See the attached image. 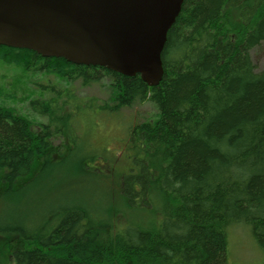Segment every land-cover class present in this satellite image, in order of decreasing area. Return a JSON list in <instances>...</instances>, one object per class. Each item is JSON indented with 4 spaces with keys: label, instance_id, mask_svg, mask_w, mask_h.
Instances as JSON below:
<instances>
[{
    "label": "trees",
    "instance_id": "1",
    "mask_svg": "<svg viewBox=\"0 0 264 264\" xmlns=\"http://www.w3.org/2000/svg\"><path fill=\"white\" fill-rule=\"evenodd\" d=\"M262 43L264 0H185L154 87L140 75L0 46V61L26 73L82 87L106 79L111 89L100 104L79 101L67 88L31 101L32 111L48 118L39 129L0 106V194L9 199L70 169L106 176L95 167L94 150L66 166L80 140L69 119L82 108L113 116L149 101L159 110L154 122L131 127L119 184L123 211L146 220L116 222L112 210L101 216L73 206L57 212L46 232H0L16 240L13 264H228L227 230L239 223L264 250V71L251 59Z\"/></svg>",
    "mask_w": 264,
    "mask_h": 264
},
{
    "label": "rangeland",
    "instance_id": "2",
    "mask_svg": "<svg viewBox=\"0 0 264 264\" xmlns=\"http://www.w3.org/2000/svg\"><path fill=\"white\" fill-rule=\"evenodd\" d=\"M251 59L257 72L264 71V43L251 50ZM65 88L73 91L79 101L96 100L97 104L109 100L111 93L106 79L91 87H82L80 83L70 85L56 76L26 73L21 67L0 61V106L27 118L35 128L46 125L48 118L32 111L30 102L50 99ZM158 116V108L149 101L136 102L113 116L91 115L85 107L75 116H70V122L73 123L74 119L79 128L76 135L80 140L71 145L66 166L94 150L99 154H95V167L106 176L101 177L96 173L94 176H81L70 169L69 172L57 173L53 179L31 191L27 190L25 194L20 192V195L18 193L10 199L0 194V232L4 233L10 228L32 230L40 227H45L46 232L57 223V212L81 205L101 216H107L108 211L111 213L112 210L116 222L146 220L143 213L123 211L119 184L125 166L123 156L127 157L128 153L131 127L138 123L154 122ZM61 141L56 139L55 146L60 145ZM16 198L18 200L14 201ZM227 234L228 264H264V250L252 235L250 226L244 223L233 225L228 228ZM4 237L0 235V264H13L12 252L16 240L7 241Z\"/></svg>",
    "mask_w": 264,
    "mask_h": 264
},
{
    "label": "water",
    "instance_id": "3",
    "mask_svg": "<svg viewBox=\"0 0 264 264\" xmlns=\"http://www.w3.org/2000/svg\"><path fill=\"white\" fill-rule=\"evenodd\" d=\"M185 0H0V46L44 58L140 75L164 76L162 53Z\"/></svg>",
    "mask_w": 264,
    "mask_h": 264
}]
</instances>
